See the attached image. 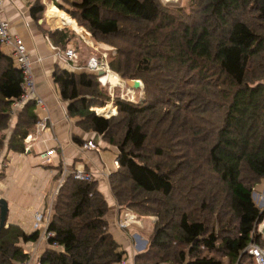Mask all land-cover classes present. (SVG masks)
<instances>
[{"label":"trees","instance_id":"1","mask_svg":"<svg viewBox=\"0 0 264 264\" xmlns=\"http://www.w3.org/2000/svg\"><path fill=\"white\" fill-rule=\"evenodd\" d=\"M54 2L75 29L78 22L93 42L116 49L108 54L113 73L144 85L143 100L117 97V114L106 118L92 110L111 103L98 74L54 75L69 117L118 151L109 186L119 207L157 218L134 263L257 264L248 248L264 250V209L254 198L264 182V0H190L187 8L161 0ZM45 13L41 0L31 8L37 22ZM44 30L62 50L76 36ZM23 80L0 44V153H23L39 122L29 101L12 126ZM108 212L94 179L68 176L49 226L61 250L47 249L40 262L120 264L126 252ZM39 238L38 231L0 227V264L29 261L22 246Z\"/></svg>","mask_w":264,"mask_h":264},{"label":"crops","instance_id":"2","mask_svg":"<svg viewBox=\"0 0 264 264\" xmlns=\"http://www.w3.org/2000/svg\"><path fill=\"white\" fill-rule=\"evenodd\" d=\"M37 2L39 0H6L0 14L3 20L10 22L11 34L22 38L27 47L32 59L36 91L44 102L43 107H37L36 113L39 121L47 122V128L38 135L37 124L30 133L37 135L38 138L31 144V150L28 152L16 153L8 150L1 152L0 170L3 169L4 177L0 178V200H6L9 208L5 225L19 226L28 235L38 231L41 236L43 229L35 228L34 215L41 213L44 218L50 215L51 219L56 205V194L62 186L64 175L72 174L77 169H84L93 176L98 190L108 202L107 221L110 224V232L121 249L126 252L125 261L127 264H135V256L143 252L148 244L147 240L151 232L147 231V225L149 223L151 230L156 220L153 217L144 219L137 217L128 228L120 227L121 222L133 215L130 211L121 209L113 197L109 186L112 169L107 172V163L103 156L110 152L115 154L116 171L118 151L107 145L102 136L83 131L77 125L78 120L69 117V103L62 99L60 89L54 81L57 69L85 72L87 62L95 54L92 53L91 44L75 32L76 36L71 38V43L67 47L77 54L73 62L77 67H74L66 57L67 49L62 50L54 45L44 30H69L68 26L71 25L67 17L61 15L58 16L59 21L52 20L50 18L52 10L58 15L55 9L50 8L52 5L56 7L54 1L41 0L46 6V13L44 19L37 22L31 15V8ZM2 50L11 56V48L2 47ZM107 108L108 106L103 109L105 115L115 112L114 108L112 111H107ZM20 111L17 110L13 116L12 126L16 124L17 114ZM87 142H93L98 150L85 149L84 145ZM49 151H54V154L47 156ZM32 243L22 247L26 252H31L32 256L34 255V260L51 248L43 240L37 243V246Z\"/></svg>","mask_w":264,"mask_h":264},{"label":"built area","instance_id":"3","mask_svg":"<svg viewBox=\"0 0 264 264\" xmlns=\"http://www.w3.org/2000/svg\"><path fill=\"white\" fill-rule=\"evenodd\" d=\"M6 0H0V14L3 9L4 3ZM0 44L4 48H11L12 53L11 57L14 60L15 66L22 72L23 74V84H22V90L23 93L21 97L15 101L12 109V114L15 116L16 111L20 110L27 102L34 101L36 103L37 107H43L44 102L43 100L38 96L36 91V81L35 76L33 72L32 67V59L29 55V52L27 50V47L22 40L17 35L11 34V24L10 22L3 20L0 17ZM91 44V43H90ZM93 47V44H91ZM66 57L68 61L73 65V62L75 61L77 54L73 49H67L66 50ZM108 53L107 51L103 52L101 56L99 57H91L89 61L87 62V65L85 69L89 72L96 73L99 75V81L103 86H109V91L111 92V95L114 97L113 93L115 92L116 88H120V99L126 102H135L137 96L136 91L133 87L126 88V85L124 82L121 83L118 81L117 83H113L111 80H106V78L112 73L108 64ZM74 67H77L76 65H73ZM142 87V86H141ZM140 87V88H141ZM94 109V108H93ZM92 109V110H93ZM96 111V110H93ZM97 113V111H96ZM117 113V112H116ZM115 114H111L109 116H105L106 118H110ZM99 115V113H97ZM47 128V122L44 120H40L37 123V135L45 130ZM37 135L29 134L27 138L25 139V143L27 144L25 151L28 152L31 150V144L35 142L38 138ZM85 149L90 150H98V147L93 142H87V144L84 145ZM54 154V151H49L47 153V156H52ZM0 161H1V153H0ZM73 175L75 179L81 180V181H91L93 179V176L89 173H87L84 169H77L72 174H65L62 180V185L66 182V179L68 176ZM58 194V192H57ZM56 194V195H57ZM136 217L135 216H128L127 219L124 222H121L120 227L122 229L128 228L134 221ZM35 220V228L42 230L43 232L39 238V242H34L32 244H35L36 246L40 243L41 240L45 241L51 248L61 250V247L57 243H51L50 240L52 237H54V234L49 231L50 226V215L47 218H44V216L41 213H36L34 215ZM264 229V222L259 227V232L263 234ZM264 236V234H263ZM38 243V244H37ZM248 252L250 255H252L255 258V261L257 264H264V250L257 246L252 245L248 248ZM31 253V252H29ZM34 255L30 257V260L23 263V264H42L40 262V257L37 260L33 259ZM120 264H126L125 260H123Z\"/></svg>","mask_w":264,"mask_h":264},{"label":"rangeland","instance_id":"4","mask_svg":"<svg viewBox=\"0 0 264 264\" xmlns=\"http://www.w3.org/2000/svg\"><path fill=\"white\" fill-rule=\"evenodd\" d=\"M54 1V0H53ZM162 2H163V4H165V5H175V6H179V7H183V8H187L188 7V5H189V3H190V0H161ZM54 4H55V2H54ZM50 5H52V3H50ZM56 6V5H55ZM50 8H52V9H55V11L58 13V16L60 17L61 16V14L56 10V7H53V5L50 7ZM59 9V8H58ZM52 12H54L53 10L50 12V16L52 15ZM49 13V12H48ZM55 13V12H54ZM69 15V14H68ZM69 17V16H68ZM70 18V17H69ZM68 19V18H67ZM71 19V18H70ZM72 20V19H71ZM73 21V20H72ZM77 21V20H76ZM70 23V22H69ZM77 24H78V22H77ZM76 24V26H77V28H78V30L77 29H75V27L72 25V24H70L71 26H68V28H69V30L70 31H73V32H77L80 36H82L83 38H85L83 35H87L89 32H87L86 31V29L85 28H81V27H79L78 25ZM61 26H63V25H61ZM64 27H66V26H64ZM63 27V28H64ZM73 27V28H72ZM67 28V27H66ZM83 31H85V32H83ZM83 34V35H82ZM89 35H90V37H91V34L89 33ZM86 39V38H85ZM87 40V39H86ZM92 41V40H91ZM91 44H93V47H92V49H93V51H92V53H94L95 55L94 56H96V57H99V56H101V54L103 53V52H105V51H107V53L109 54V53H116V49L114 48V47H112V46H109V45H105V44H103V43H95V42H93L92 41V43ZM116 77H117V75L116 74H114ZM111 76H112V74H110L107 78H106V80H110L111 79ZM119 80V79H118ZM121 80V79H120ZM119 80V81H120ZM122 81V80H121ZM122 82H124V81H122ZM125 83V85H126V88H131L132 87V84L131 83H127V82H124ZM141 88H139V89H135V91H136V96H137V98H136V100H135V102H137V101H141V100H143V98H144V85H143V83L141 84ZM104 87H106V88H108V91H109V86H104ZM120 91H121V89L120 88H116V90H115V92L113 93V95H114V97L111 95V92L109 91V94H110V97H111V103L109 104V105H107V106H111V107H113L114 108V110H115V112L114 113H111V114H115L116 112H117V109H116V107L113 105V102H114V99H116L117 97H119L120 98ZM106 106V107H107ZM106 107H94V109L93 110H96L97 111V113H99V115H101L100 114V110H102V109H104V108H106ZM96 111H94L95 113H96ZM111 114H107V115H104L103 117H105V116H109V115H111ZM117 114V113H116ZM14 118V117H13ZM104 156V159L106 160V163H107V172L108 171H110V169H112L111 171H110V173H113V172H115V168H116V166H115V159H116V156H115V154H113V153H109V154H104L103 155ZM113 168H114V170H113ZM76 171V170H75ZM254 198H255V201L257 202V204L259 205V207L260 208H262V209H264V182H262L261 184H259L257 187H256V189H255V193H254ZM131 212V211H130ZM131 215H133V216H135L136 218L137 217H140L138 214H136V213H134V212H131L130 213ZM143 219H144V217H142ZM148 218H151V217H148ZM155 220H157V218L156 217H153ZM152 222V221H151ZM148 225H149V223H148ZM147 225V231H150L151 232V230H149V226ZM109 227H110V224H109ZM126 262V261H125ZM126 264H127V262H126ZM128 264H131V263H128Z\"/></svg>","mask_w":264,"mask_h":264},{"label":"water","instance_id":"5","mask_svg":"<svg viewBox=\"0 0 264 264\" xmlns=\"http://www.w3.org/2000/svg\"><path fill=\"white\" fill-rule=\"evenodd\" d=\"M134 88L139 89L141 87L142 82L137 80L131 83ZM8 203L6 200L1 199L0 200V219H1V223H0V227L3 228L7 222V216H8ZM263 234H264V229H263ZM146 247V244H145Z\"/></svg>","mask_w":264,"mask_h":264},{"label":"bare ground","instance_id":"6","mask_svg":"<svg viewBox=\"0 0 264 264\" xmlns=\"http://www.w3.org/2000/svg\"><path fill=\"white\" fill-rule=\"evenodd\" d=\"M50 18L53 20V19H58V21H59V17H58V15L56 14V13H53V15H51L50 16ZM83 32H85V31H83ZM83 35V34H82ZM86 39H87V41L89 42V43H92V41H91V37H90V35H89V33L87 34V35H83ZM112 74V73H111ZM114 84L115 83H117L119 80H118V77H116L114 74H112V76H111V79H110ZM120 82V81H119ZM121 83H122V81H121ZM112 109H113V107H111V106H108V108H107V111H112ZM104 116V115H103Z\"/></svg>","mask_w":264,"mask_h":264}]
</instances>
